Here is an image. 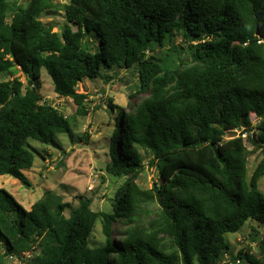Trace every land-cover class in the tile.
I'll list each match as a JSON object with an SVG mask.
<instances>
[{
	"label": "trees",
	"instance_id": "obj_1",
	"mask_svg": "<svg viewBox=\"0 0 264 264\" xmlns=\"http://www.w3.org/2000/svg\"><path fill=\"white\" fill-rule=\"evenodd\" d=\"M52 7L51 0L25 8L0 0V175L29 187L23 169L41 154L30 139L60 146L56 134H71L59 108L41 101L42 68L80 113L87 93L77 84L102 68L135 66L137 91L148 95L131 113L108 100L112 112L119 109V143L105 170L128 176L112 212L91 209L86 197L71 207L52 190L26 209L0 187V264H8L5 257L26 264H227L224 234L247 219L264 224V0H68L60 32L42 21ZM88 36L97 37L95 50ZM166 44L163 54L154 52ZM15 69L26 84L3 79ZM256 150L261 158L247 178V157ZM146 157L160 181L143 189L134 179ZM149 202L155 213L146 210ZM100 217L107 243L92 248ZM117 219L128 223L120 241L110 233ZM258 247L261 258L245 250L236 259L264 264V238Z\"/></svg>",
	"mask_w": 264,
	"mask_h": 264
},
{
	"label": "rangeland",
	"instance_id": "obj_2",
	"mask_svg": "<svg viewBox=\"0 0 264 264\" xmlns=\"http://www.w3.org/2000/svg\"><path fill=\"white\" fill-rule=\"evenodd\" d=\"M11 3L27 7L30 0H9ZM52 11L42 17L45 24L51 25L53 31L60 32L66 23L63 4L68 0H51ZM7 20H11L8 14ZM72 29L76 27L70 24ZM97 37H86L88 46L95 50ZM176 46L182 45L180 36L173 37ZM171 44V43H170ZM169 48V44L156 47L154 52L163 54ZM187 58V57H185ZM188 59V58H187ZM19 77L26 84V75L21 69H15L13 74H7L3 79ZM138 78L136 68L113 66L109 69L102 68L99 76L94 79H84L77 84V91L87 93L84 102L85 113H80L77 106L70 98L57 95L53 89V82L44 68L39 77V94L41 101L56 106L67 117L71 124V134L58 133L56 140L60 146L54 143H41L30 139L40 155L34 154V161L30 168L23 169L24 175L30 182L25 187L16 178L4 174L0 175V187L8 190L26 209L43 196L44 191L52 190L63 201L69 202L71 207L78 204L79 197L91 199L90 207L93 210L112 212L113 202L118 190L124 185L128 176H114L105 170V165L110 161V150L119 143V131L115 126V117L119 109L113 112L108 107V100L112 104L123 107L126 113L133 111L132 107L148 95L147 92H138ZM133 94V97H130ZM132 96V95H131ZM249 117L255 123L254 113ZM241 131H237V134ZM244 135V134H242ZM244 143L248 149L252 148L247 137L244 135ZM142 150V149H141ZM261 158L260 150H256L247 157V178ZM145 167L140 171L134 181L140 188L148 189L154 182H159L158 171L155 166L148 164V158L144 159ZM258 188L264 194V175L258 180ZM146 210L155 213L157 205L149 202ZM69 209L64 211L68 215ZM103 220L97 218L94 229L89 237V246L99 247L107 243V238L102 231ZM128 227L125 219H117L111 227V236L115 240L123 239V232ZM257 230L252 237L253 230ZM229 244L228 251L222 257V262L227 264H244L245 259H236L239 251L253 253L261 258L258 242L264 238V224L255 220L247 219L236 232L224 234ZM254 238V239H253ZM30 254H26L29 258ZM234 257L236 260H232ZM8 264L20 263L15 257H5Z\"/></svg>",
	"mask_w": 264,
	"mask_h": 264
},
{
	"label": "built area",
	"instance_id": "obj_3",
	"mask_svg": "<svg viewBox=\"0 0 264 264\" xmlns=\"http://www.w3.org/2000/svg\"><path fill=\"white\" fill-rule=\"evenodd\" d=\"M239 134H241V135H242V134H244V135L246 136V134H245V133H239ZM244 135H242V136L244 137Z\"/></svg>",
	"mask_w": 264,
	"mask_h": 264
}]
</instances>
